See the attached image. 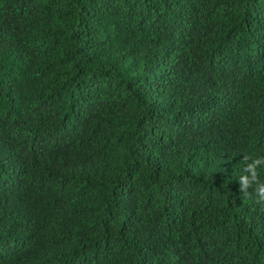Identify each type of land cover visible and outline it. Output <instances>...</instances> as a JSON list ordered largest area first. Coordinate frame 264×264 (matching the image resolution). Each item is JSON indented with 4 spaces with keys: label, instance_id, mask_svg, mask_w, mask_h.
Segmentation results:
<instances>
[{
    "label": "trees",
    "instance_id": "16d2710c",
    "mask_svg": "<svg viewBox=\"0 0 264 264\" xmlns=\"http://www.w3.org/2000/svg\"><path fill=\"white\" fill-rule=\"evenodd\" d=\"M241 175L264 0H0V264H264Z\"/></svg>",
    "mask_w": 264,
    "mask_h": 264
},
{
    "label": "clouds",
    "instance_id": "9594fccd",
    "mask_svg": "<svg viewBox=\"0 0 264 264\" xmlns=\"http://www.w3.org/2000/svg\"><path fill=\"white\" fill-rule=\"evenodd\" d=\"M256 162H259V160H257ZM247 170L252 171V180L255 181L256 180V172L253 168V165L249 164ZM243 171H245V170L243 169ZM253 186H255L256 195L259 198V201L264 202V184H255V183L250 184L249 178L247 176H245V175L240 176V178H239V191L242 192L245 196L250 195L248 189L253 188Z\"/></svg>",
    "mask_w": 264,
    "mask_h": 264
}]
</instances>
